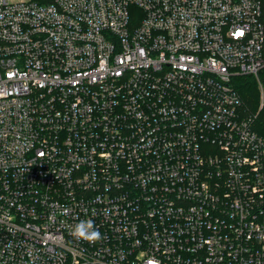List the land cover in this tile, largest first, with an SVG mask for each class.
<instances>
[{
	"label": "built area",
	"instance_id": "obj_1",
	"mask_svg": "<svg viewBox=\"0 0 264 264\" xmlns=\"http://www.w3.org/2000/svg\"><path fill=\"white\" fill-rule=\"evenodd\" d=\"M263 68L261 0H0V264H264Z\"/></svg>",
	"mask_w": 264,
	"mask_h": 264
},
{
	"label": "trees",
	"instance_id": "obj_2",
	"mask_svg": "<svg viewBox=\"0 0 264 264\" xmlns=\"http://www.w3.org/2000/svg\"><path fill=\"white\" fill-rule=\"evenodd\" d=\"M263 22H264V0ZM263 88L261 93L259 82L254 76H240L235 79V88L242 100L244 117L252 121L254 130L264 139V69L259 73Z\"/></svg>",
	"mask_w": 264,
	"mask_h": 264
},
{
	"label": "clouds",
	"instance_id": "obj_3",
	"mask_svg": "<svg viewBox=\"0 0 264 264\" xmlns=\"http://www.w3.org/2000/svg\"><path fill=\"white\" fill-rule=\"evenodd\" d=\"M105 215L109 214L108 209L103 210ZM95 214V212H93ZM71 235L76 240H82L88 243H97L102 240V233L96 227L94 220H80L73 228ZM145 264H160V261L154 257L149 258Z\"/></svg>",
	"mask_w": 264,
	"mask_h": 264
},
{
	"label": "rangeland",
	"instance_id": "obj_4",
	"mask_svg": "<svg viewBox=\"0 0 264 264\" xmlns=\"http://www.w3.org/2000/svg\"><path fill=\"white\" fill-rule=\"evenodd\" d=\"M263 69H264V68H263ZM263 69H262V70H263ZM262 70H261V71H262ZM261 71H260V72H261ZM260 72H259V73H260ZM258 77H259V76H258ZM257 81H258V80H257ZM258 82L260 83V79H259V81H258ZM261 93L263 94L262 90H261Z\"/></svg>",
	"mask_w": 264,
	"mask_h": 264
}]
</instances>
